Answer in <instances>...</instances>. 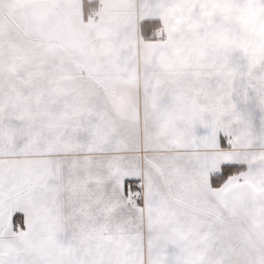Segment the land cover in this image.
<instances>
[{
    "label": "snow or ice",
    "instance_id": "snow-or-ice-1",
    "mask_svg": "<svg viewBox=\"0 0 264 264\" xmlns=\"http://www.w3.org/2000/svg\"><path fill=\"white\" fill-rule=\"evenodd\" d=\"M0 264H264V0H0Z\"/></svg>",
    "mask_w": 264,
    "mask_h": 264
}]
</instances>
